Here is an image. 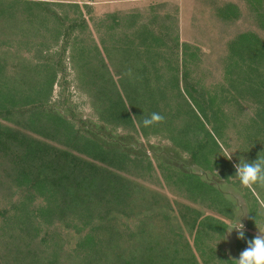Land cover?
<instances>
[{
  "label": "rangeland",
  "instance_id": "1",
  "mask_svg": "<svg viewBox=\"0 0 264 264\" xmlns=\"http://www.w3.org/2000/svg\"><path fill=\"white\" fill-rule=\"evenodd\" d=\"M1 1L6 5L11 0ZM30 1L48 2V15L79 18L84 26L68 31L67 20L61 25L38 9L30 10L38 14L31 19L21 4L0 7V81L4 77L17 81V85H6L11 92L29 90L44 82L52 66L56 82L50 105L58 110L67 109L75 118L76 128L82 126L78 120L89 122L90 127L105 126L111 131L109 136H122L129 143L127 148L131 146L123 162L107 168L126 179L127 189L134 194L131 192L124 205L117 208L121 212L111 213L113 217L107 220L110 221L107 227L91 234L93 240H112L114 248L108 252L113 256L103 262L88 247H77L88 231L79 221L69 222L74 227H64L57 222L43 224L38 218L11 217L13 205L24 190L17 189L11 174H6L15 152L11 150L9 160L5 151L0 152V212H5L0 215V264H118L121 261L116 252L128 260L134 250H140L143 237L157 238L161 245L168 243L175 252L172 250L174 264L186 255L184 245L196 264H229L258 230H264V187L243 188L234 176L235 164L264 157V126L257 115L264 102V61L255 63L245 53L233 55L229 48L237 36L252 34L264 54V3ZM66 4H77V12ZM112 17L115 24L110 20ZM140 28L159 39L154 44L149 39L145 41L152 46L153 55H137L138 51H133L141 42L135 36ZM101 61L121 94L120 78H136L140 72H133L131 66L144 63L147 70L141 75L154 81L157 103L153 108L163 110V122L154 128L146 127L143 135L135 122L134 131L99 121L97 107L102 110L106 100L112 98L102 90L98 79L104 70ZM126 63V69L122 68ZM19 80L26 83L18 85ZM185 86L194 97L203 96L205 101L199 104L207 106V120L196 112ZM100 89L104 93L101 103L97 99ZM160 92L164 100L160 99ZM194 113L199 122L192 118ZM16 118L13 117L12 123L0 120V124L22 131V122L16 125ZM185 126L195 127V131L180 135L179 130ZM207 132L216 145L211 143ZM183 137L188 138L187 143ZM46 143L63 148L55 140ZM187 175L198 177L202 185L194 188L187 183ZM41 204L36 198L28 209ZM240 213L245 215L240 217L244 238L237 243L236 230L226 232L229 222L235 221Z\"/></svg>",
  "mask_w": 264,
  "mask_h": 264
},
{
  "label": "trees",
  "instance_id": "2",
  "mask_svg": "<svg viewBox=\"0 0 264 264\" xmlns=\"http://www.w3.org/2000/svg\"><path fill=\"white\" fill-rule=\"evenodd\" d=\"M253 1L264 3V0ZM3 3L0 0V7L2 8L21 4L31 19L37 17L38 14L30 12V10L38 9L44 13L49 11L47 9L48 2L11 0L5 2L6 5ZM56 4L60 5V3ZM66 5H69L70 9H74L73 12H77V4ZM227 11L232 13L230 9ZM46 16L59 21L61 25H63V21L66 22L67 20L65 29L68 31L75 27L84 26L83 20H79V18L69 20L65 14L61 18L55 14L48 15V13ZM77 17L80 16L77 14ZM110 20L115 24L116 20L114 21L113 17ZM144 29L140 28L136 32L135 36L141 42L133 48V51H138L139 54L137 55L150 53L153 55L152 46L146 44L145 41L149 39L151 44H154L159 39ZM257 43L254 35L241 34L230 44L229 48L231 54L239 56L245 53L250 59L256 60L255 63H258L264 61V54ZM127 51L124 50L125 53ZM100 64L104 70L99 73L98 79L103 85L102 90L107 95L110 94L112 98L106 100L102 110L99 106L97 107L99 121L109 124L113 128L117 125H123L129 129H134L133 123L135 122L139 132L144 135L145 130L147 131L142 124L145 117L153 112H160L164 116L163 110L159 111L153 108L154 103H157L153 94L155 88H152L154 81L142 77L147 70L145 64L141 63L137 67L134 64L131 66L130 70L133 69L135 73L140 72L136 78L134 76L131 79L125 76L120 78L119 85L122 94L116 90L102 61ZM126 65L127 63L121 66L125 68ZM48 69L44 82L34 85L35 87L33 86L29 90L18 89L16 91L13 89L15 91L11 92L6 85L14 86L15 83L17 85V81L13 82L4 76L0 81V87L4 88L0 89V120L12 123L13 117L16 116L18 122L15 124L22 122V126H20L22 131L0 124V152L5 151L3 153L8 156L7 160L11 157V150L15 152V158L11 161L10 167L8 163L6 174H11V181L17 189L21 192L22 189L24 190V195L20 196V199L13 205L11 217L23 220L31 217L38 218L43 224L50 225L57 222L63 224L64 227H74L75 225L70 223L74 220L79 221L83 228H88V231L77 243V247L86 246L97 253L99 259L107 262L109 257L113 256L108 252L113 247L111 238L93 240L91 234L107 227L110 222L107 220L113 217L111 213L121 212L117 208L124 205L123 202L128 196L134 194V191L127 189L128 181L126 179L107 168L109 166L116 167L123 162V159L127 157V149H131V146L127 148L126 144L129 143L125 142L122 136H109L111 131H107L105 126L93 125L90 127L89 122L78 120L82 126L76 128L73 123L75 118L68 113L67 109L58 110L50 105L49 99L52 86L56 82V74L52 70V66ZM137 70L139 71L137 72ZM21 83L25 84L26 82L23 80ZM21 83L19 80L18 85ZM262 83L264 84V78ZM262 83L260 82L261 85ZM185 88L189 100L197 110L196 112L203 120H207L205 112L207 106L202 107L199 104L205 101L203 96L200 100L198 95L194 97L191 92H188V87L185 86ZM139 92H143V95H140ZM103 94L100 89L98 101L101 100ZM159 96L160 99L164 100L163 93L160 92ZM209 102L211 100L208 103L206 101L208 105ZM262 105L257 110V115L263 127L264 102ZM192 116L196 122H199L195 113ZM154 125L150 127L154 128ZM92 128L96 130L94 131ZM194 128L185 126L179 130V134L185 135L188 130L195 131ZM29 133L36 138L28 135ZM207 135L211 143L216 145L210 138L209 132ZM128 138L132 141V138ZM183 139L187 143L188 138L183 137ZM46 140H55L63 148L50 146ZM75 153L84 158L78 157ZM187 183L190 185L192 183L194 188L202 185V182L194 175H187ZM36 198H39L42 204L33 209H28L29 204H32ZM0 215L4 216L5 212H0ZM17 221L20 222L21 220ZM140 234H142L141 231ZM239 241L240 239L237 238V243ZM114 246L116 245L114 244ZM184 246L186 255L178 258L176 264H196L193 255L188 251L186 245ZM172 250L168 243L159 244L157 238L143 237L140 250H134L132 252L134 254L128 260L124 259L120 252H116L118 253L116 256L122 262H118V264H174ZM229 264H232V261H229Z\"/></svg>",
  "mask_w": 264,
  "mask_h": 264
},
{
  "label": "clouds",
  "instance_id": "3",
  "mask_svg": "<svg viewBox=\"0 0 264 264\" xmlns=\"http://www.w3.org/2000/svg\"><path fill=\"white\" fill-rule=\"evenodd\" d=\"M164 117L156 112L151 113L142 121L144 127L163 122ZM231 159V155L228 157ZM235 167V178L243 188L254 186L264 187V157H257L254 161H240ZM240 213L235 221L229 222L226 234L233 230L238 233L237 238H244V225L240 222ZM226 237H224L225 239ZM232 264H264V230H258L257 235L247 241L246 248L240 252L238 259L232 260Z\"/></svg>",
  "mask_w": 264,
  "mask_h": 264
},
{
  "label": "water",
  "instance_id": "4",
  "mask_svg": "<svg viewBox=\"0 0 264 264\" xmlns=\"http://www.w3.org/2000/svg\"><path fill=\"white\" fill-rule=\"evenodd\" d=\"M238 257H239V256H237V255L233 256L234 259H238Z\"/></svg>",
  "mask_w": 264,
  "mask_h": 264
}]
</instances>
